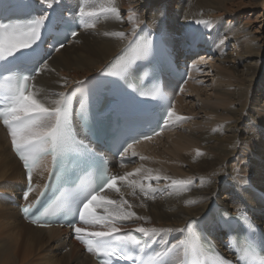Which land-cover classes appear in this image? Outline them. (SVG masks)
I'll use <instances>...</instances> for the list:
<instances>
[{"label":"bare ground","instance_id":"6f19581e","mask_svg":"<svg viewBox=\"0 0 264 264\" xmlns=\"http://www.w3.org/2000/svg\"><path fill=\"white\" fill-rule=\"evenodd\" d=\"M33 2L39 13L51 9L58 20H73L79 7V0ZM113 8L115 11L101 12ZM82 12L84 28L61 49H51L50 57L30 81L27 95L44 107H54L55 101L63 99L61 93L65 95L78 83L97 76L142 33L160 35L175 63L188 72L179 93L180 83L164 80L165 92L173 101L165 131L133 147L132 164L117 168L112 162L116 187L101 194L95 211L106 216L114 207L107 201L122 202L121 210L133 216L115 221L113 226L120 228L118 233L134 231L151 242L157 240L156 254H167L166 264H180L184 231L189 225L202 228L219 249L224 244L221 221L229 214L247 217L264 232V199L258 195L264 198V113L262 116L253 110L255 116L247 112L250 104L264 112V0H83ZM194 53L202 59L197 64L193 63ZM203 57L209 59L207 67ZM206 69L212 77L209 95L194 83L195 75L209 76L204 73ZM186 94L196 101V109L226 113L219 118L230 120L220 128L221 138H187V125L181 123L186 118H176L179 111L187 109L181 106ZM11 143V133L0 126V264H96L91 253L83 252L71 230L37 228L21 217L20 205L33 201L50 162L43 158L32 168L33 190L22 201L25 175ZM195 143L205 144L202 150L211 153V158L195 166V173L182 175L176 159L194 153ZM238 146L263 164H256V160L255 167L234 170L228 160L237 154ZM235 176L243 183L238 189L242 194H236ZM150 179L163 182V190H155L162 197L149 189L141 190ZM219 189H226L227 194L218 196ZM77 227L84 230L81 236L107 231L102 224ZM137 228L157 231L144 235Z\"/></svg>","mask_w":264,"mask_h":264},{"label":"snow or ice","instance_id":"6c2138e0","mask_svg":"<svg viewBox=\"0 0 264 264\" xmlns=\"http://www.w3.org/2000/svg\"><path fill=\"white\" fill-rule=\"evenodd\" d=\"M43 2V0H42ZM51 7V4H49ZM105 11H115V9H101V12ZM85 15V13H81ZM88 15H95V13H88ZM45 17L41 16L38 19L33 20L31 23L21 26V25H5L0 24V35L5 32H11L18 36L16 43L12 44L7 55H12L18 51V49H27L32 43L40 36L41 25L45 23ZM201 23V22H198ZM27 29L26 31L24 29ZM73 36L76 35L75 32L72 33ZM121 35H123L121 33ZM146 47V46H145ZM124 56H121L116 63L109 69L111 75L116 76L122 73L134 60H136L144 51L141 46L131 47ZM5 53L0 52V59H3ZM27 80L28 77H23ZM17 95L14 96L12 104L6 112L9 113L4 119L5 125L8 126L11 132L12 145L16 152L19 154L20 159L23 161L24 168L27 169V176L29 180V187L27 191L23 193L25 199H27L28 194L32 191L30 186L32 178V166L37 162V159L41 154L50 151L54 165L59 162L62 163L63 158L72 153H90V150L82 141H76L74 136L70 135L68 130L69 125V114H70V100L71 97H66L61 100L55 101V105L52 108L44 107L43 104L38 103L31 95H25V90L23 86L17 88ZM64 97V94H60ZM171 110H169V116H171ZM50 121L52 123H50ZM125 151H127L125 149ZM135 155V154H133ZM60 158L59 161L57 158ZM57 179H59V174H56ZM115 177H108L107 186H111V182ZM123 179V177H121ZM174 184L184 183L182 181H173ZM143 191V189H141ZM43 194V193H42ZM39 197L37 198V200ZM87 199V197H85ZM96 197L92 196V199L84 203L83 208L77 207L75 213L78 210L80 214V219L87 224H102L107 228V231H94L90 235L96 238H100V241L107 240V238L114 237V234L120 231L119 227L113 226L115 221L126 220L133 216L131 212H124L120 208V203L115 201H107L108 204L114 205L112 212L106 216H95L86 215V210H88V205L95 200ZM59 200V198H58ZM36 201L24 207L22 211L27 215L30 209L35 206ZM53 203H56L55 201ZM51 207V206H50ZM47 212V209H45ZM33 223L36 221L33 220ZM84 230L80 227L75 228V232L80 234ZM136 231L148 235L149 231L156 232V229H145L137 228ZM176 245H173L175 248ZM90 252H96L99 248H93L89 246Z\"/></svg>","mask_w":264,"mask_h":264},{"label":"rangeland","instance_id":"374dc122","mask_svg":"<svg viewBox=\"0 0 264 264\" xmlns=\"http://www.w3.org/2000/svg\"><path fill=\"white\" fill-rule=\"evenodd\" d=\"M153 6H155V4ZM123 12H124V10L120 11L119 13L122 14ZM214 32L215 31H212L211 36H214ZM214 47L216 48V46H214ZM194 54H195L194 56L196 58L194 57L195 60H194L193 63L197 64V62H199L202 59H200V57H198L200 55H198L197 53H194ZM204 61H205L204 62V65L207 67L206 63H208L209 59L206 58ZM189 67H188V69H189ZM202 70L203 69H200L199 71L201 72ZM205 71L206 72H204V73H206L209 76L201 77V76H203V75H201L203 73H201L200 75L199 74L198 75H195L194 76L195 77L194 83H199V89H200V91L201 92H204L205 91V93L207 95H209V93H210L209 83H210V80L212 79V77L210 76V73H208V70L207 69ZM207 79H208V82H206ZM180 90H181V86L177 89V93H179ZM186 97H188V94L184 95V97L182 98V101H184V102L182 103L181 106H182V108H184L186 106L187 109H183V110L179 111L176 114V118H178L179 116H181L183 118L182 120H184L186 118L185 119V122H181V123H184V124L187 125V131L184 129V132L186 131L187 138L189 140H196V139H198L199 136L213 137V138H216V139L221 138V132L223 130L220 129V128H223L226 124H229L230 123V122H228V121H230L229 119L228 120H224V121L221 120V119H219L220 117H225L226 116V113L220 114L221 113V109H218V110H216V109H212V110H208V109H201V110H199V109H196V106H195V102L196 101L193 100V99H191L190 97H188V98H186ZM248 110L249 111H247V112L248 113L250 112L249 114H254L253 110L254 111L256 110L255 111L256 114L259 113L262 116H263V113H264L263 112V109L261 110L259 108V106H251V104L249 105V109ZM197 112H199L200 114H198ZM263 119H264V117H263ZM196 125H201V126L204 127V129L199 130L198 129L199 126H196ZM176 126H177V124H176ZM246 129H248V128H246ZM167 139H168L167 137L164 138V141L168 143ZM194 146H195V149L193 151L194 153H192V154H184L182 160L176 159L177 160V165L176 166L180 169V172H181L182 175H189L190 173H195V168H194L195 166H197L203 160L208 161L211 158V153H209L207 150H202V148L205 147V144H202L201 145V144L195 143ZM239 147L240 146H238V148ZM239 155H241V156H239ZM232 157L228 160V164L231 165V166L234 165L235 166V167L233 166L234 167V170H239L241 167L242 168H245L247 170L248 168H250L249 165L255 167L254 163L256 162V160H257L256 164H263V161L260 158H258L256 156H253V155L251 156V154H248L247 155L243 151V149H241V147L238 149L237 154L234 155V156H232ZM234 158L236 159V161H234L235 160ZM258 159H260L261 162ZM251 161H252V163H251ZM246 166H248V167H246ZM253 175H252V177H253ZM233 178L237 182L236 183V189H237L236 190V194H242L241 192H238V189L241 188V187H239V183H240V185L243 184L242 181L240 179H238L237 176H235ZM236 178L238 180H240V181H238ZM248 178H249V180H251V174H249ZM244 182H245V180H244ZM161 184H163V182H159L158 180H155V179H150V180H147V181H145L143 183L142 189H149V190H151V193H158V196L162 197V193H159V191H162L163 190L161 188L162 187ZM228 186L229 185H227L226 187L228 188ZM231 187H233V186H231ZM158 189H159L158 192L155 191V190H158ZM224 194H227L226 189H219V195L218 196H223ZM258 195L261 197V199H264L263 198V194L259 193ZM152 200L153 201L155 200V197L154 196H152Z\"/></svg>","mask_w":264,"mask_h":264}]
</instances>
